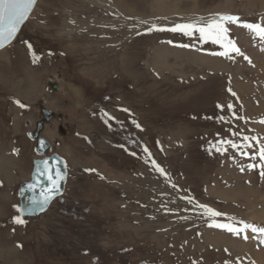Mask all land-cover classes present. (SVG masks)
<instances>
[{"label": "rangeland", "instance_id": "374dc122", "mask_svg": "<svg viewBox=\"0 0 264 264\" xmlns=\"http://www.w3.org/2000/svg\"><path fill=\"white\" fill-rule=\"evenodd\" d=\"M100 3L37 0L0 50V264H258L264 244L251 232L246 241L209 227L196 205L226 214L215 218L220 223L264 226V82L249 63L264 44L227 24L248 57L228 59L211 55L222 49L201 44L198 33L149 29L217 13L264 23V0ZM206 56L228 61L232 72L212 70ZM41 109L56 115L40 136L51 143L46 153L65 162V190L37 221L19 225L17 190L36 156L26 132ZM104 112L115 119L105 123ZM243 136L257 138L243 149L248 156L226 145L223 154L209 151L210 143L242 144ZM249 240L260 244L245 251Z\"/></svg>", "mask_w": 264, "mask_h": 264}, {"label": "snow or ice", "instance_id": "6c2138e0", "mask_svg": "<svg viewBox=\"0 0 264 264\" xmlns=\"http://www.w3.org/2000/svg\"><path fill=\"white\" fill-rule=\"evenodd\" d=\"M35 3L36 0H0V48L10 44L16 38L17 33L20 31L21 25L29 18ZM227 24H235L238 27L247 29L254 40L258 38L261 44H264V23L241 22L238 16L229 14L217 13L213 14L211 18L204 22L193 21L184 24H176L168 29L152 25L149 31L167 30L171 32H180L184 36H193L198 33L201 44L211 42L213 45H219L222 49V51L213 52L211 55L223 56L228 59H233L232 54L234 53L235 55L243 56L244 59L247 60L248 57L244 56V53L237 46L236 42L229 37V28L226 26ZM24 43H26L28 46L29 54L32 56L33 63H36L39 57L33 53L32 45L27 41H24ZM168 43H171V41ZM179 46L184 48L190 47V45L187 44ZM262 50H264V48H262ZM249 63H251L250 60ZM233 95H235V93H233ZM16 103L21 108L25 107V105L19 101H16ZM217 107L222 106L217 105ZM228 109L231 111V104L228 105ZM123 111H127V109H123ZM102 118H106L105 123H107L109 120L115 119L107 112L103 113ZM218 120H224V117H219ZM260 122L264 123V120H261ZM133 123H135V121H133ZM136 127L139 128L140 125L136 124ZM233 135L239 134L233 133ZM250 139L256 140L257 138L243 136L242 140L244 143L242 144H238L230 139L217 141L215 144L210 143L209 151L211 152V149L215 148L216 152L223 154L227 150V148L224 147V145H226L227 147L237 150L241 155L248 156V152L243 151V149L252 146L248 143ZM41 145H43V141H41ZM143 151L147 153L150 158V153H148V149L146 147L143 148ZM132 155H135V153H132ZM258 155L260 160L264 161V145L260 146ZM251 158L255 159V154ZM151 163L156 171H158L161 175H165L164 169L157 165L154 160H152ZM254 167L255 165H248L249 170ZM261 168L264 169V164H261ZM241 170L243 171V169ZM260 175L261 178L264 179V170L261 171ZM40 178L47 180V185L41 184ZM64 178L65 173H62L59 170L57 163H50L47 159L38 161L36 174L32 178L33 182L28 183L26 188L21 190V195H23L25 191L32 193V195L27 197L26 203L23 207L14 206L19 215L14 216L12 222L15 224L24 225L26 223L25 219H23L24 215H30L36 211H44L52 199L58 193H60V184ZM37 189H39V195H36ZM196 207L201 209L205 216L209 217V227L221 229L230 233L232 236L240 237L246 241L249 239L248 233L251 232L253 234V239H258L261 244H264V226H257L256 224L242 220H229L226 223H220L215 218L224 216L226 214L216 211L215 209L204 204H197ZM225 264H227V262H225Z\"/></svg>", "mask_w": 264, "mask_h": 264}, {"label": "water", "instance_id": "95a60500", "mask_svg": "<svg viewBox=\"0 0 264 264\" xmlns=\"http://www.w3.org/2000/svg\"><path fill=\"white\" fill-rule=\"evenodd\" d=\"M36 2H37V0H36ZM35 4H36V3H35ZM34 7H35V6H34ZM33 9H34V8H33ZM32 11H33V10H32ZM32 11H31V13H32ZM31 13H30V14H31ZM29 16H30V15H29ZM27 20H28V19H27ZM27 20H26V21H27ZM26 21L21 25V28H22V26L26 23ZM21 28H20V29H21ZM18 33H19V32H18ZM18 33H17V34H18ZM13 41H14V40H13ZM13 41H12V42H13ZM12 42H11V43H12ZM11 43H10V44H11ZM8 45H9V44H7L6 46H8ZM6 46H5V47H6ZM5 47H3V48H5ZM3 48H0V50L3 49ZM41 111H42V116H43L44 120L36 125V126H37V130H36L34 133H32V132H28V133H27V138H28L29 140L36 141V145H37L36 153H37L38 155H42V154H44V153L46 152V149H45V148H47L48 145H47V143H46V141H45L44 139H42V138H38V137H37V133L41 130V126H42L45 122L48 123V122L52 119V115H51V116H50V115H47V113H45V112L43 111V109H41ZM49 114H50V113H49ZM41 141H43V145H41ZM45 144L47 145L46 147L40 148V147H42V146H45ZM46 159L49 160L50 163H57V167L59 168V170H60L62 173H65V178H64V180H63V181L61 182V184H60V193H58V194L52 199V201L50 202V204L47 205V207H46V209H45L44 211H36V212H34V213L30 214V215H29V214H26V215L23 216V219H31V220H33V221H37L41 215H43L44 213H46V211H47L48 208L50 207L51 203H52L56 198H58L59 196H61V194L63 193L64 186H65V182H66V170H65L64 161H63L62 158H60V157L57 156V155H52L51 157L46 158ZM44 160H45V159H44ZM34 166H35V168H34L33 171H32V174H31V178H30V180L27 181V182L22 183V184L19 186V189H18V207H23V206L25 205V203H26L27 197L30 196V195H32V193H29V192H27V191H25L24 194L21 195V190H22V189H25V188H26V185H27L28 183L33 182L32 178H33V176L36 174L37 162L34 164ZM40 183L43 184V185H47V180H44L43 178H40ZM36 195H39V189H37V191H36Z\"/></svg>", "mask_w": 264, "mask_h": 264}, {"label": "bare ground", "instance_id": "6f19581e", "mask_svg": "<svg viewBox=\"0 0 264 264\" xmlns=\"http://www.w3.org/2000/svg\"><path fill=\"white\" fill-rule=\"evenodd\" d=\"M94 1H96L98 4H100L101 5V3H100V0H94ZM29 19V18H28ZM76 24H77V22H76ZM247 45H249V42H248V44ZM263 47L262 48H264V45H262ZM2 52H4V51H2ZM6 52V51H5ZM253 53L252 54H250V57H251V59H252V68H253V71H254V73H255V75L259 78V79H261L263 82H264V50H262L261 49V51L260 52H254V51H252ZM3 56H4V53H1L0 52V59L1 58H3ZM6 57V56H5ZM4 57V58H5ZM200 58V57H199ZM209 58V59H208ZM215 59L213 60V59H210V57H204V58H200L201 60H204V62L207 64H209L210 65V68L212 69V70H215V71H218V70H222V71H225V72H229V71H231L232 72V70H230V68H229V64H228V61H226V60H224V59H220V58H216V57H214ZM211 60H213V64H210V62H211ZM30 70V69H29ZM247 71V70H246ZM233 72L238 76V77H240V75L242 74V72H241V70H240V66H239V64H237V66H235V68H234V70H233ZM243 78V77H242ZM254 79V78H253ZM236 80H238V79H236ZM235 80V81H236ZM239 84V83H238ZM241 84H243V83H241ZM239 87V86H238ZM264 89V88H263ZM260 90V89H259ZM257 93H258V91H256ZM261 92V91H260ZM259 94V93H258ZM260 94H263L262 92L260 93ZM259 94V95H260ZM258 96V95H257ZM258 102V101H257ZM247 103V102H246ZM247 105H248V103H247ZM247 105L245 106L246 108H247ZM249 105H251V104H249ZM264 106V105H263ZM245 108V109H246ZM258 110H259V108H258ZM255 111V110H254ZM261 111H264V107L263 108H261ZM247 112V111H246ZM245 112V113H246ZM251 117V116H250ZM255 128V127H254ZM257 128H259V127H257ZM258 130H262V129H258ZM262 133V132H261ZM261 133H258L259 135H261ZM258 135V136H259ZM260 137V136H259ZM43 139V138H42ZM32 141V140H31ZM46 141V140H45ZM7 155H9V154H7ZM7 155H5V156H7ZM3 158H4V156H2V155H0V162H2V160H3ZM225 165H227V164H225ZM230 168V167H229ZM64 190H65V186H64ZM64 190H63V192H64ZM63 194V193H62ZM61 194V195H62ZM55 201V200H54ZM53 201V202H54ZM52 202V203H53ZM51 203V204H52ZM49 209V208H48ZM47 212V211H46ZM253 217V216H252ZM264 218V217H263ZM263 220V219H262ZM227 243V242H226ZM229 243V242H228ZM247 244H244L243 245V247H244V250L245 251H249V250H251L253 247H255L257 244H258V242L257 241H252V240H249V242H246ZM9 244V243H8ZM260 244V243H259ZM258 244V245H259ZM233 245V244H232ZM262 245V244H261ZM236 247H242V245L240 246L239 244H238V242L236 243ZM235 247V248H236ZM256 247H258V246H256ZM263 248V247H262ZM254 250V249H253ZM261 251V250H260ZM263 252V251H262ZM247 253V252H246ZM263 255H261V254H259L258 256H255V262H257L258 264H264V253H262Z\"/></svg>", "mask_w": 264, "mask_h": 264}, {"label": "flooded vegetation", "instance_id": "af4514ba", "mask_svg": "<svg viewBox=\"0 0 264 264\" xmlns=\"http://www.w3.org/2000/svg\"><path fill=\"white\" fill-rule=\"evenodd\" d=\"M41 111V110H40ZM45 113H47V115H52V118H54L56 115H54V114H52L51 112H49V111H45V110H43ZM50 113V114H49ZM44 120V118H43V116H42V112H41V120L39 121V122H37L36 124H35V127L33 128V130L31 131L32 133H34L36 130H37V124L38 123H40V122H42ZM45 124V123H44ZM44 124L41 126V130H42V128H43V126H44ZM41 130L37 133V137L38 138H42L41 136H40V132H41ZM62 131H64V130H62ZM62 131H60V132H62ZM27 133L28 132H26V137H27ZM61 134V133H60ZM31 141V140H30ZM31 142H33L34 143V154L36 155L35 156V158H33L32 160H31V162H30V164H29V167H28V181L30 180V178H31V174H32V171H33V169L35 168V166H34V164L36 163V162H38V161H42V160H44V159H46V158H49V157H51L52 155H55V154H53V153H51V154H47L46 152H47V150H49L50 148H51V146H50V142L48 143L47 141H46V143H47V145L45 144V146H42V147H40V148H43V147H46L47 146V148H45L46 149V152L44 153V154H42V155H38L37 153H36V148H37V145H36V141H31ZM58 156V155H57ZM64 161V160H63ZM64 165H65V162H64ZM9 171V170H8ZM22 183H24V182H22ZM20 186V185H19ZM19 186H18V189H19ZM17 200H18V190H17Z\"/></svg>", "mask_w": 264, "mask_h": 264}]
</instances>
